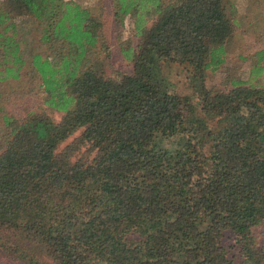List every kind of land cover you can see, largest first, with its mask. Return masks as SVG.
<instances>
[{"label":"trees","instance_id":"1","mask_svg":"<svg viewBox=\"0 0 264 264\" xmlns=\"http://www.w3.org/2000/svg\"><path fill=\"white\" fill-rule=\"evenodd\" d=\"M112 1L115 20L131 21L119 47L130 70L114 77L96 14L0 0V264H232L224 230L241 264H264L251 232L264 221V47L228 89L204 84L246 12ZM171 63L190 93L174 90ZM27 72L41 95L30 108ZM84 142L90 160L72 159Z\"/></svg>","mask_w":264,"mask_h":264},{"label":"rangeland","instance_id":"2","mask_svg":"<svg viewBox=\"0 0 264 264\" xmlns=\"http://www.w3.org/2000/svg\"><path fill=\"white\" fill-rule=\"evenodd\" d=\"M80 6L90 10L94 16L98 17L101 24L100 34L104 42L107 44V51L101 48L98 55H106L104 73L107 76L114 77L117 72H128L127 61H123L119 54L120 43L129 40V29L131 21L125 18L123 24L115 20L113 16V1L112 0H75ZM238 9V12L243 10L245 15L239 22V27H236L232 37L228 38L225 43L226 54L223 63L214 70H206L204 84L207 88L213 90H223L230 87L231 76H235L240 69L244 70L250 63L248 57L254 54L258 48L264 47V0H231ZM238 26V25H237ZM34 31H30V36ZM35 38V37H34ZM135 39L132 40L134 43ZM131 43V40H129ZM242 56V57H241ZM164 72L168 74L169 80L174 84V90L178 93H190L186 83L185 69L177 64L171 63L164 68ZM264 79V72L260 74ZM28 79H32L30 73L24 74L20 83L24 97V104L29 108L32 105L40 103V92L35 88L28 90L29 86L34 85ZM80 129L75 130L70 134L60 146L71 142L79 137ZM94 154L93 150L87 143L79 145L77 151L72 155V159L88 161ZM254 237V242L257 246H264V221L251 229ZM219 244L224 249L227 258L232 264H241L235 237L229 230H224L220 233Z\"/></svg>","mask_w":264,"mask_h":264}]
</instances>
